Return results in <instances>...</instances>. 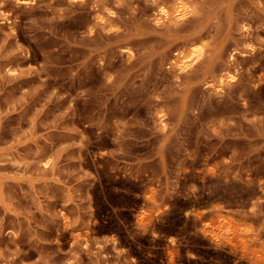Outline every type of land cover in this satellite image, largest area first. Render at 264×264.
I'll use <instances>...</instances> for the list:
<instances>
[{"label":"rangeland","instance_id":"1","mask_svg":"<svg viewBox=\"0 0 264 264\" xmlns=\"http://www.w3.org/2000/svg\"><path fill=\"white\" fill-rule=\"evenodd\" d=\"M174 1L0 0V264H264V0Z\"/></svg>","mask_w":264,"mask_h":264},{"label":"bare ground","instance_id":"2","mask_svg":"<svg viewBox=\"0 0 264 264\" xmlns=\"http://www.w3.org/2000/svg\"><path fill=\"white\" fill-rule=\"evenodd\" d=\"M102 1V0H98ZM189 6L186 0H175L173 2L172 10H169L166 6L161 4L158 6L157 18L156 22L159 23L164 20H168L172 18H183L188 12ZM96 20L101 24L105 25L106 22L101 16H97ZM198 40L191 42L186 51H178L175 53V58L171 60V65L178 71H183L187 69L189 66H192L195 62H197L204 53V45H202V41ZM126 51L130 54V50L126 49ZM234 73L230 70H225L222 72L216 81L206 82V87L211 88L213 91L221 92L226 84H230L234 80ZM160 127L164 130L166 127L165 122L162 117H159Z\"/></svg>","mask_w":264,"mask_h":264}]
</instances>
